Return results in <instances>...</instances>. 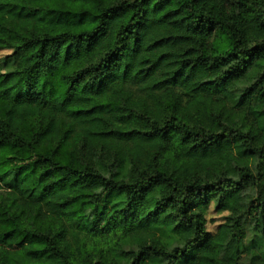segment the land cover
I'll return each mask as SVG.
<instances>
[{"label":"trees","instance_id":"16d2710c","mask_svg":"<svg viewBox=\"0 0 264 264\" xmlns=\"http://www.w3.org/2000/svg\"><path fill=\"white\" fill-rule=\"evenodd\" d=\"M1 50L0 264H264V0H0Z\"/></svg>","mask_w":264,"mask_h":264},{"label":"rangeland","instance_id":"374dc122","mask_svg":"<svg viewBox=\"0 0 264 264\" xmlns=\"http://www.w3.org/2000/svg\"><path fill=\"white\" fill-rule=\"evenodd\" d=\"M10 51L7 50H1L0 51V59L4 58L7 54H9ZM3 60L0 61L1 65H4V69H8L11 67V63H5ZM227 215V213H216L213 209V207L210 208L209 213L207 215L208 218V230L215 231L217 226L224 221V216ZM245 245L247 248L250 249L251 254L254 253H263L264 252V237L261 235H255L251 232L249 233ZM249 258V255H244L241 264H244L246 260Z\"/></svg>","mask_w":264,"mask_h":264}]
</instances>
